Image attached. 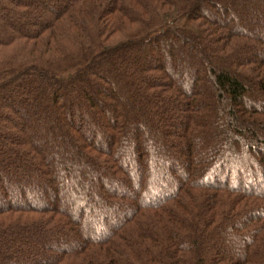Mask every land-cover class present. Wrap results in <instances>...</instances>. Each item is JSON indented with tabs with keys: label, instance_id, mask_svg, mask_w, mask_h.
Segmentation results:
<instances>
[{
	"label": "trees",
	"instance_id": "trees-1",
	"mask_svg": "<svg viewBox=\"0 0 264 264\" xmlns=\"http://www.w3.org/2000/svg\"><path fill=\"white\" fill-rule=\"evenodd\" d=\"M0 264H264V0H0Z\"/></svg>",
	"mask_w": 264,
	"mask_h": 264
},
{
	"label": "rangeland",
	"instance_id": "rangeland-1",
	"mask_svg": "<svg viewBox=\"0 0 264 264\" xmlns=\"http://www.w3.org/2000/svg\"><path fill=\"white\" fill-rule=\"evenodd\" d=\"M179 25L180 26H184V25H186V23L184 21H182V22L179 23Z\"/></svg>",
	"mask_w": 264,
	"mask_h": 264
}]
</instances>
